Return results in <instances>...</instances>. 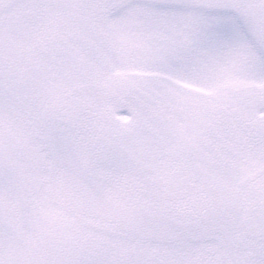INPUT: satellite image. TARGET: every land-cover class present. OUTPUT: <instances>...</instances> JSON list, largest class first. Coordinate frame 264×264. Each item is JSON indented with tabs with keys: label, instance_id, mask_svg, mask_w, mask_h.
<instances>
[{
	"label": "snow or ice",
	"instance_id": "6c2138e0",
	"mask_svg": "<svg viewBox=\"0 0 264 264\" xmlns=\"http://www.w3.org/2000/svg\"><path fill=\"white\" fill-rule=\"evenodd\" d=\"M0 264H264V0H0Z\"/></svg>",
	"mask_w": 264,
	"mask_h": 264
}]
</instances>
